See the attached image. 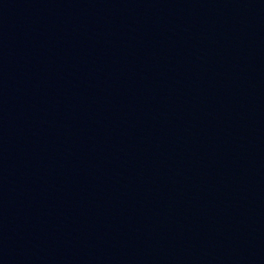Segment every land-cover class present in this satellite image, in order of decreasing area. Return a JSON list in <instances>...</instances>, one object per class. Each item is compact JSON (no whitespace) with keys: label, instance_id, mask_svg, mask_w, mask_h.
<instances>
[{"label":"water","instance_id":"95a60500","mask_svg":"<svg viewBox=\"0 0 264 264\" xmlns=\"http://www.w3.org/2000/svg\"><path fill=\"white\" fill-rule=\"evenodd\" d=\"M0 264H264V0H0Z\"/></svg>","mask_w":264,"mask_h":264}]
</instances>
